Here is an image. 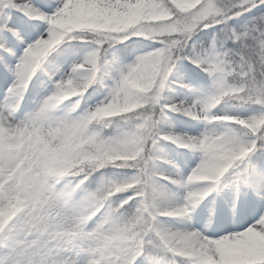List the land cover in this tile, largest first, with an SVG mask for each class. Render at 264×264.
<instances>
[{
    "label": "rangeland",
    "instance_id": "rangeland-1",
    "mask_svg": "<svg viewBox=\"0 0 264 264\" xmlns=\"http://www.w3.org/2000/svg\"><path fill=\"white\" fill-rule=\"evenodd\" d=\"M4 2L10 3V18L0 33V264H156L140 261L134 237L141 232L196 264L264 262V107L252 103L246 90L254 88L224 53L190 41L189 60L208 76L199 80L175 63V34L169 41L161 35L189 12L192 23L205 17L208 4ZM136 32L153 44L129 48L125 58L111 61L120 52L111 42ZM74 36L90 42L77 49L69 42ZM133 112L135 118L112 138L97 142L92 119ZM230 123L254 137L232 131ZM151 135L149 179L132 170L101 175L96 183L99 191H120L116 201L133 203L132 213L137 209L140 216L123 229L132 228L134 237L122 233L113 211L62 175L54 184L42 181L84 163L98 168L106 160L135 162L144 151L142 138ZM98 152L105 157L96 159Z\"/></svg>",
    "mask_w": 264,
    "mask_h": 264
},
{
    "label": "trees",
    "instance_id": "trees-1",
    "mask_svg": "<svg viewBox=\"0 0 264 264\" xmlns=\"http://www.w3.org/2000/svg\"><path fill=\"white\" fill-rule=\"evenodd\" d=\"M203 4H208L204 6L207 12L205 17L192 23V13L189 12L187 19L182 17L179 19L180 24L176 29L161 34L167 41L170 40L168 38L169 35L175 34L174 38L176 44L171 48L172 57L176 60L175 63L184 60L187 65L186 67L196 74L199 79L206 78V75L200 70V68L193 66L192 62L187 58L190 51V41L196 39L197 43L204 45L206 48L214 47L216 52L220 54L224 53L223 56L231 61L237 68L236 70L240 71V74L245 75L247 80L250 81L249 84L254 88V92L249 93V89H247L246 93L253 95L252 103H254L255 106L259 105L264 107V0H204ZM9 6V2L0 4V31L5 29L6 22L9 18L6 13ZM152 40L153 39H150V36L146 37L143 35H137L136 32L134 35H130L127 38L123 37V41L120 38L114 39V41L111 42V46L116 45L117 48H119V54L121 57H124L128 51L127 49L132 47L137 48L139 46L147 47L150 44H153ZM72 41L75 42L76 48L80 49L83 44L90 42V39L85 36H74L72 37V40H69L71 43ZM65 44L66 42L56 47L49 53L50 56L55 50L65 47ZM249 45H251V47H249ZM107 58H110V56H107ZM246 58H250L253 61V64H248ZM232 59L235 61L233 62ZM143 108L144 107H140L139 114L144 112ZM136 115L137 114L133 112L129 115L122 114L116 118L108 120L98 118L95 120L92 119L91 132L94 133L97 142L105 139L109 140L112 138L116 129L123 127L122 125L125 123H129V120L131 118L134 119ZM231 128L233 131L254 136L251 131L237 124L232 123ZM262 134L264 135V131H262ZM141 136L143 137V135ZM151 138L152 135L147 138H142L141 146L144 148V151L135 162H131L132 164L129 162H121L120 164L114 162L107 163L106 161L108 160H106L103 162L102 166L93 168L88 166L91 164H88V167H86V164L84 163L83 165L85 167L73 168L69 172V178L75 181L76 184L81 183L80 185L82 188L93 185L95 179L101 173H121L129 172L131 169H134L140 173L142 178L149 179L152 174L151 162L154 159L153 150L151 152L150 146ZM89 148L91 151H95L94 148ZM102 155V153L98 152V154L95 153L94 157H96V159L99 157L103 159L105 155ZM77 156L82 159L83 151ZM85 156L87 158L86 154ZM115 192V189L111 192H100L105 196H99L98 199L109 198L116 194ZM131 205L132 202L122 200L121 205H118L117 207V212H119V222L122 226L135 224L134 217L130 214V210L132 209ZM127 216H131V218L129 221H124ZM131 220L133 222H131ZM136 238L145 251H151L154 254L160 255L161 258H165V248L160 242H158V240L155 241V244L146 243V239L143 238L141 233H139ZM179 262V264H188L183 258H179ZM255 264H264V262Z\"/></svg>",
    "mask_w": 264,
    "mask_h": 264
},
{
    "label": "bare ground",
    "instance_id": "bare-ground-1",
    "mask_svg": "<svg viewBox=\"0 0 264 264\" xmlns=\"http://www.w3.org/2000/svg\"><path fill=\"white\" fill-rule=\"evenodd\" d=\"M228 226H229V225L226 224V223H221V224H220V228H226V227H228ZM188 231H189V232H193V231H190V230H188ZM188 231H187V232H188ZM189 232H188V234H186L185 232L182 231V233H181L182 235H181V236H184V237H187V238H188V236H189V237H194V236H196V235H190ZM196 239H197V240H195V239H194V240H195V241H198V242H197L198 245H201V246H204V247H205V245L203 244V243H204L203 240H201V239H202L201 237H197ZM195 241H194V242H195Z\"/></svg>",
    "mask_w": 264,
    "mask_h": 264
}]
</instances>
